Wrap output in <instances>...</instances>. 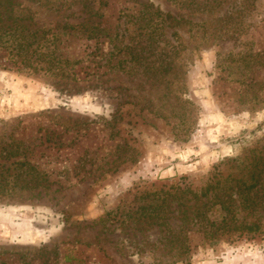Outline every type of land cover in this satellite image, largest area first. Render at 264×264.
<instances>
[{"label":"rangeland","instance_id":"374dc122","mask_svg":"<svg viewBox=\"0 0 264 264\" xmlns=\"http://www.w3.org/2000/svg\"><path fill=\"white\" fill-rule=\"evenodd\" d=\"M11 1L0 264H264V0Z\"/></svg>","mask_w":264,"mask_h":264},{"label":"trees","instance_id":"16d2710c","mask_svg":"<svg viewBox=\"0 0 264 264\" xmlns=\"http://www.w3.org/2000/svg\"><path fill=\"white\" fill-rule=\"evenodd\" d=\"M36 1H40V0H36ZM6 2H12L11 0H0V4H2V3H6ZM157 13H160L159 11H156V13L155 14H157ZM169 15V14H168ZM170 16V15H169ZM168 17V16H167ZM162 21H164V19L162 18ZM253 227L254 226H247V228L249 229V230H252L253 229Z\"/></svg>","mask_w":264,"mask_h":264}]
</instances>
